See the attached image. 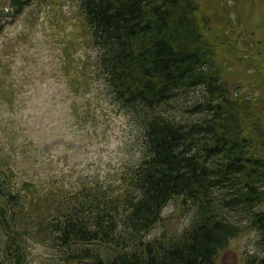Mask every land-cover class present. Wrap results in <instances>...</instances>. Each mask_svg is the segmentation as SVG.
Returning a JSON list of instances; mask_svg holds the SVG:
<instances>
[{
	"label": "trees",
	"instance_id": "1",
	"mask_svg": "<svg viewBox=\"0 0 264 264\" xmlns=\"http://www.w3.org/2000/svg\"><path fill=\"white\" fill-rule=\"evenodd\" d=\"M29 2L11 0L7 15ZM80 6L98 52L94 76L140 126L141 160L121 175L118 192L98 181L60 197L78 200L49 223L54 241L82 264H216L245 229L259 233L264 251V124H255L252 100L226 79L198 1L80 0ZM196 90L202 98L184 107ZM180 108L178 116L173 110ZM19 199L20 190L0 180V264L27 258ZM174 199L194 211L189 226L146 239ZM231 212L243 221H232ZM243 264H264V256L255 253Z\"/></svg>",
	"mask_w": 264,
	"mask_h": 264
},
{
	"label": "rangeland",
	"instance_id": "2",
	"mask_svg": "<svg viewBox=\"0 0 264 264\" xmlns=\"http://www.w3.org/2000/svg\"><path fill=\"white\" fill-rule=\"evenodd\" d=\"M197 1L226 79L252 100L255 124H264V0ZM10 3L0 0V180L23 198L17 212L25 264H82L54 241L49 223L78 200L60 197L98 181L119 191L121 175L141 160L140 126L94 76L98 52L85 34L80 0H31L20 14L7 15ZM202 96L193 91L182 105ZM181 109L173 112L181 116ZM193 214L182 199L171 200L146 239L179 235ZM258 239L255 230H243L216 264L263 257Z\"/></svg>",
	"mask_w": 264,
	"mask_h": 264
}]
</instances>
